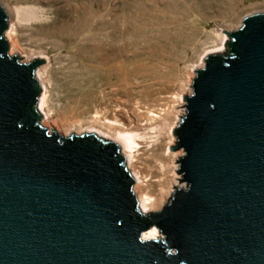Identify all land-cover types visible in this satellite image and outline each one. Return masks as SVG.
<instances>
[{
	"label": "water",
	"instance_id": "95a60500",
	"mask_svg": "<svg viewBox=\"0 0 264 264\" xmlns=\"http://www.w3.org/2000/svg\"><path fill=\"white\" fill-rule=\"evenodd\" d=\"M8 24L0 5V264H264V14L198 71L171 147L187 188L147 215L120 145L39 124L46 61L10 57Z\"/></svg>",
	"mask_w": 264,
	"mask_h": 264
},
{
	"label": "rangeland",
	"instance_id": "374dc122",
	"mask_svg": "<svg viewBox=\"0 0 264 264\" xmlns=\"http://www.w3.org/2000/svg\"><path fill=\"white\" fill-rule=\"evenodd\" d=\"M8 55L34 70L37 104L62 137L92 133L120 145L142 214L160 211L180 184L174 130L206 58L227 53L229 34L264 14V0H0ZM37 15L29 18L26 11ZM183 107V108H181ZM179 108V109H178ZM75 125V126H74ZM73 126L66 135L65 127ZM134 148L127 147L129 139ZM165 166V167H164ZM142 198L154 209L146 212ZM165 200V201H164ZM164 201V202H163ZM156 238L163 235L155 226Z\"/></svg>",
	"mask_w": 264,
	"mask_h": 264
},
{
	"label": "bare ground",
	"instance_id": "6f19581e",
	"mask_svg": "<svg viewBox=\"0 0 264 264\" xmlns=\"http://www.w3.org/2000/svg\"><path fill=\"white\" fill-rule=\"evenodd\" d=\"M18 11H19V12H21V11H26L27 16H28L29 18H31V19H32V18H35L36 15H37L36 11L33 10V9H29V10L18 9ZM74 126H75V125H74ZM72 128H73V126L65 127V129H64L65 134L68 135V134L71 132ZM129 140H130V141H129L127 147L130 148V149H133V148L135 147V146H134L135 142H134V140H133L132 138H130ZM164 167H165V166H164ZM164 201H165V200H164ZM164 201H163V202H164ZM141 202H142L143 208H144V210H145L146 212H148L151 208H152V209L155 208V205H152V204L150 203L149 198H142V197H141ZM156 234H157L156 229H152L149 233L144 234L143 237H144L145 239H148V238H156V237H155Z\"/></svg>",
	"mask_w": 264,
	"mask_h": 264
}]
</instances>
